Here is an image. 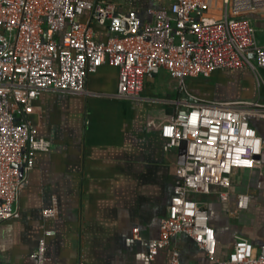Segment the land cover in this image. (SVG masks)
I'll return each instance as SVG.
<instances>
[{
    "label": "built area",
    "instance_id": "1",
    "mask_svg": "<svg viewBox=\"0 0 264 264\" xmlns=\"http://www.w3.org/2000/svg\"><path fill=\"white\" fill-rule=\"evenodd\" d=\"M85 12L87 20L80 21ZM150 13L146 22L106 0H0V222L20 216L17 204L34 154L49 145L37 138L30 119L43 91L85 93L89 75L104 65L119 69L116 96L127 100H140L145 77L162 69L181 87L187 78H209L218 70L249 68L260 78L264 43L256 20L264 17V0H174ZM95 24L108 27L106 40L95 38ZM251 119L264 120V101L199 100L161 125L167 147L186 141V160L175 170L159 237L148 243L149 259L187 233L214 264H264V244L256 247L244 237L227 257H217L208 211L190 197L216 187L227 201L232 175L261 163L256 157L263 137ZM249 200L238 194V208L247 209ZM51 233L32 253L35 264L47 263ZM172 264H180L178 251Z\"/></svg>",
    "mask_w": 264,
    "mask_h": 264
},
{
    "label": "crops",
    "instance_id": "2",
    "mask_svg": "<svg viewBox=\"0 0 264 264\" xmlns=\"http://www.w3.org/2000/svg\"><path fill=\"white\" fill-rule=\"evenodd\" d=\"M106 1L151 22L150 9L174 0ZM87 18L85 12L79 20ZM256 27L262 42L264 17ZM94 34L104 41L110 32L95 24ZM259 74L218 70L209 78H187L181 87L162 69L145 77L140 100H127L116 96L119 69L104 65L89 75L85 93L43 91L30 119L37 138L49 145L34 154L17 204L20 216L0 222V264H35L32 253L47 230L52 233L46 237V264H172L174 251L180 264H214L187 233L148 257V243L159 237L168 212L175 170L185 161L184 146L167 147L160 127L195 99L264 101L258 93L264 69ZM256 124L264 138V120ZM240 193L250 197L245 210L237 206ZM190 197L208 211L217 257H227L239 237L256 247L264 244V162L232 175L227 201L219 199L216 187Z\"/></svg>",
    "mask_w": 264,
    "mask_h": 264
},
{
    "label": "water",
    "instance_id": "3",
    "mask_svg": "<svg viewBox=\"0 0 264 264\" xmlns=\"http://www.w3.org/2000/svg\"><path fill=\"white\" fill-rule=\"evenodd\" d=\"M258 93H259V95H260L261 97H264V84H263L262 87L259 89ZM199 100H206V99H195L193 102H197V101H199ZM184 113H186V111H184ZM251 123H252L255 127H257V129H258V131H259V133H260V130H259L257 124H256V121H255L254 119H251ZM263 142H264V138H263ZM181 145L184 146V150H185V160H186V141H183ZM181 145H180V146H181ZM256 158H258V159H260L262 162H264V150H263V153H262L260 156H257ZM184 163H185V161H184L182 164H184Z\"/></svg>",
    "mask_w": 264,
    "mask_h": 264
},
{
    "label": "rangeland",
    "instance_id": "4",
    "mask_svg": "<svg viewBox=\"0 0 264 264\" xmlns=\"http://www.w3.org/2000/svg\"><path fill=\"white\" fill-rule=\"evenodd\" d=\"M261 38L264 39V35H262ZM262 42L264 43V40H262Z\"/></svg>",
    "mask_w": 264,
    "mask_h": 264
}]
</instances>
